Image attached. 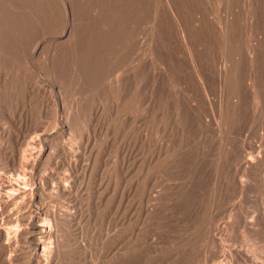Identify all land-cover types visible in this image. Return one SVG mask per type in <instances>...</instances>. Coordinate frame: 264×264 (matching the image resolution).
<instances>
[{"label": "rangeland", "instance_id": "374dc122", "mask_svg": "<svg viewBox=\"0 0 264 264\" xmlns=\"http://www.w3.org/2000/svg\"><path fill=\"white\" fill-rule=\"evenodd\" d=\"M63 1L74 8L75 49L50 45L58 34L45 30L43 5V16L11 24L25 48L43 29L48 49L21 60L13 40L4 51L0 44V138L47 141L53 156L42 174L52 176L51 186L78 177L73 195L46 198L77 205L87 219L68 226L76 240L62 244L60 264H113L115 245L123 246L121 264H264V161L258 169L248 163L264 158V0H139L147 48L141 80L125 75L124 61L125 24L136 20L138 0H52L59 21ZM52 64L61 67L53 77ZM256 90L259 109L250 97ZM8 165L0 158V174L15 180Z\"/></svg>", "mask_w": 264, "mask_h": 264}, {"label": "bare ground", "instance_id": "6f19581e", "mask_svg": "<svg viewBox=\"0 0 264 264\" xmlns=\"http://www.w3.org/2000/svg\"><path fill=\"white\" fill-rule=\"evenodd\" d=\"M113 1V0H112ZM136 1V0H135ZM134 2V0H133ZM149 2V1H148ZM168 2V1H167ZM208 2V1H207ZM52 0H0V44L3 47V51L5 47V42L7 40H13V48H17L19 51L20 59L23 60V56H26V53H28L30 56H34L38 52L40 53L42 46L47 42L46 38H42L40 34L43 33V29L40 30L37 34L34 35V37H30L28 42H30V47L28 48V45L25 48V44L23 39H21V36H17L14 32H12V22L15 21L14 18H16V23L22 22L29 19H33V15H36L39 6H45L46 12V19L47 25L45 30H52V34L56 35L58 34V37H55L51 39L52 45H57L59 43L67 45L69 49H75L76 48V37H75V30L73 27V11L74 8L69 5L70 3H67L66 1L62 2L63 8H64V15L63 20L59 21L58 17L56 16V12L52 5ZM57 3V2H56ZM73 4V2H71ZM128 3V2H127ZM132 3V2H131ZM134 2V6L132 7V11H134L137 14L136 20L128 21L127 28V34L129 36V51L128 56L124 59L125 63L128 64V69L126 70L127 77L132 76L133 78H137L141 80L143 77L140 76L142 74L144 66V49L146 48L143 46V41L141 35L142 33V19L140 17V2L138 0V5H136ZM124 4V3H123ZM170 4V3H169ZM175 4V3H174ZM108 5V4H107ZM115 5V4H114ZM121 5V4H120ZM136 5V6H135ZM42 6V7H43ZM73 6V5H72ZM79 6V5H78ZM154 6V5H153ZM57 8V6H56ZM72 8V9H71ZM90 8V7H89ZM88 8V9H89ZM232 8V7H231ZM42 9V8H40ZM45 9V8H43ZM85 10V8H84ZM58 12V9L56 10ZM179 11V10H178ZM119 12V10H118ZM120 13V12H119ZM40 14V13H39ZM44 14V16H45ZM59 14V13H57ZM77 14V13H76ZM110 14V13H109ZM174 14V13H173ZM205 14V13H204ZM75 15V14H74ZM43 16V15H39ZM60 16V15H59ZM82 16V15H81ZM116 16V15H115ZM127 16V15H126ZM35 17V16H34ZM38 17V16H37ZM122 17H124L122 15ZM128 17V16H127ZM44 18V17H43ZM89 18V17H88ZM111 18V16H110ZM20 19V20H19ZM31 19V20H32ZM58 19V20H57ZM75 19V17H74ZM30 20V21H31ZM34 20V19H33ZM105 20V19H104ZM186 21V20H185ZM28 21L25 22L27 24ZM103 22V21H102ZM111 22V21H110ZM176 22V19H175ZM30 23V22H29ZM51 23V24H48ZM127 23V22H126ZM179 24V23H178ZM107 25V24H106ZM16 26H20L19 24H16ZM15 26V28H16ZM22 26H24L22 24ZM27 26V25H26ZM118 26V25H117ZM21 27V26H20ZM18 27V28H20ZM114 27V26H112ZM183 27V26H182ZM228 27V26H227ZM225 29L227 31L228 29ZM16 28V29H18ZM25 28V27H24ZM24 30V29H23ZM26 30V28H25ZM85 30V29H84ZM180 30V29H179ZM88 31V30H87ZM108 31V30H107ZM105 31V32H107ZM199 31V30H198ZM46 32V31H45ZM51 32V31H50ZM175 32V31H174ZM182 32V33H181ZM188 32V31H187ZM221 32V31H220ZM47 33V32H46ZM80 33V31L78 32ZM126 33V32H125ZM180 33L182 35L181 39L188 41L189 38L186 37V32L184 29L180 30ZM83 34V32H82ZM85 34V33H84ZM87 34V33H86ZM176 34V33H175ZM221 34V33H220ZM227 34V33H226ZM224 34V35H226ZM233 34V33H232ZM43 35V34H42ZM47 35V34H46ZM79 35V34H78ZM177 35V34H176ZM180 35V36H181ZM212 35V34H211ZM223 35V36H224ZM230 35V34H229ZM234 35V34H233ZM44 36V35H43ZM97 36V35H96ZM222 36V35H221ZM227 36V35H226ZM225 38L228 39V36ZM253 36V35H252ZM108 37V36H107ZM25 38V37H23ZM76 38V39H75ZM100 38V37H99ZM81 39V38H79ZM103 39V38H102ZM224 39V38H223ZM9 40V41H10ZM229 40V39H228ZM79 41V40H78ZM82 41V39H81ZM80 41V42H81ZM101 41V40H100ZM105 41V40H104ZM223 41V40H222ZM79 42V43H80ZM189 42V41H188ZM187 42V43H188ZM49 44V43H48ZM126 44V43H125ZM189 44V43H188ZM224 44V43H223ZM231 44V43H230ZM9 45V44H8ZM11 45V44H10ZM33 45V46H32ZM60 45V44H59ZM81 45V44H80ZM83 45V44H82ZM82 45L80 48H82ZM101 45V44H99ZM185 45V44H184ZM232 45V44H231ZM7 46V45H6ZM48 46V47H51ZM66 46V48H67ZM78 46V45H77ZM109 46V45H108ZM111 46V45H110ZM109 46V47H110ZM180 46V45H179ZM189 46V45H188ZM11 47V46H10ZM44 47V46H43ZM62 47V46H61ZM87 47V46H86ZM185 47V46H184ZM223 47V46H222ZM12 48V47H11ZM31 48V49H30ZM47 48V47H46ZM44 47V49H46ZM57 48V47H56ZM54 47V50L56 49ZM60 48V47H59ZM64 47V49H66ZM67 48V50H68ZM84 48V47H83ZM88 48V47H87ZM108 48L105 46V49ZM172 48V47H171ZM227 48V47H226ZM9 49V48H8ZM16 49V50H17ZM42 49V50H44ZM48 49V48H47ZM50 49V48H49ZM52 49V48H51ZM50 49V50H51ZM58 49V48H57ZM56 49V50H57ZM104 49V48H103ZM124 49V48H123ZM147 49V48H146ZM219 49V48H218ZM14 49H12L13 51ZM30 50V51H29ZM49 50V51H50ZM53 50V51H54ZM85 50V48H84ZM88 50V49H87ZM108 50V49H107ZM180 50H182L180 48ZM187 50V49H186ZM15 51V50H14ZM47 51V52H49ZM83 51V50H82ZM81 51V52H82ZM146 51V50H145ZM10 52V51H9ZM8 52V53H9ZM78 52V51H77ZM77 52L75 51L76 55ZM80 52V51H79ZM86 51H83V53ZM89 52V50H88ZM125 52V51H124ZM249 52V51H248ZM4 52H2L3 55ZM51 53V52H50ZM50 53H48L50 55ZM5 54V53H4ZM14 54V52L10 53ZM87 52L84 54L86 55ZM89 54V53H88ZM186 54V53H185ZM1 55V54H0ZM9 55V54H8ZM12 55L9 56L8 59L12 58ZM18 55V54H17ZM74 55V53H73ZM83 55V56H84ZM187 55V54H186ZM192 55V54H191ZM227 55V54H226ZM82 56V55H80ZM106 56V55H104ZM102 56V57H104ZM108 56V55H107ZM107 56L105 57L107 59ZM110 56V55H109ZM49 57V56H48ZM50 57H53V55H50ZM67 57V56H66ZM89 57V55H88ZM192 56H190L191 59ZM194 57V56H193ZM257 57V56H256ZM5 58V56H4ZM3 58V59H4ZM17 59V57L15 56ZM19 58V57H18ZM70 58V57H69ZM85 58V56H84ZM112 58V57H111ZM189 58V56H188ZM14 59V58H13ZM15 59V60H16ZM53 59V58H52ZM51 59V60H52ZM59 59V58H58ZM95 59V58H94ZM105 59V60H106ZM113 59V58H112ZM159 59V58H158ZM251 59V58H250ZM1 60V57H0ZM7 60V59H6ZM20 60V62H21ZM62 60V59H61ZM72 60V59H71ZM70 60V61H71ZM87 60V58H86ZM92 60V59H91ZM90 60V61H91ZM150 60V59H149ZM194 59H192L193 62ZM5 61V59H4ZM10 61V60H9ZM19 61V60H18ZM50 61V60H49ZM74 61V60H73ZM84 61V60H83ZM97 61V60H96ZM95 61V62H96ZM195 61V60H194ZM221 61V60H220ZM16 62V61H14ZM14 62L11 61V63L14 64ZM93 62V61H91ZM99 62V61H98ZM101 62V61H100ZM22 65L23 68L25 66V69L29 70L31 67L29 64L31 63H25ZM79 63V61H78ZM102 63V62H101ZM124 63V65H126ZM186 63V62H184ZM188 63V62H187ZM19 62L17 63L18 66ZM80 63L79 65H81ZM93 63H91L92 65ZM193 66H195V63H191ZM200 64V63H196ZM11 65V64H10ZM16 65V64H15ZM14 65V66H15ZM61 65V64H60ZM88 65V64H87ZM118 65V64H117ZM150 65V64H149ZM154 65V64H153ZM190 65V64H189ZM188 65V66H189ZM225 66V68L222 69L223 72V79H226L227 76V66L222 61V66ZM253 65V64H252ZM257 65V64H256ZM1 66V65H0ZM16 66V70L18 67ZM120 66V65H119ZM158 66V65H157ZM191 66V65H190ZM189 66V67H190ZM251 66V65H250ZM254 66V65H253ZM2 67V66H1ZM21 65H19L20 70ZM192 67V66H191ZM190 67V68H191ZM6 68V67H5ZM8 68V67H7ZM59 65L52 64L50 71L46 72L49 76L55 74H59ZM76 68L77 65H76ZM189 68V69H190ZM253 68V67H252ZM4 69V68H3ZM32 69V68H31ZM35 69V68H34ZM199 73L205 81L208 79L203 74L200 65H199ZM261 68H259L260 71ZM2 68L0 69V71ZM9 70V69H7ZM17 70V71H18ZM33 70V69H32ZM262 70V69H261ZM20 71H23L20 70ZM26 71V70H25ZM76 71V70H75ZM99 71V70H98ZM195 71V70H194ZM10 72V71H9ZM9 72H5L9 74ZM12 72V70H11ZM32 72V71H31ZM182 72V71H181ZM231 72V70H230ZM1 73V72H0ZM4 73V70H3ZM14 73V72H13ZM45 73V72H44ZM79 73V72H78ZM83 73V71H82ZM95 73V72H94ZM93 73V74H94ZM212 73V72H211ZM11 74V73H10ZM22 74V73H21ZM35 74V73H34ZM45 74V75H46ZM92 74V73H91ZM89 74V75H91ZM254 74V73H253ZM2 75V74H1ZM6 75V74H5ZM46 75V76H48ZM69 75V74H68ZM85 74H83L84 76ZM88 75V76H89ZM3 76V75H2ZM10 75H8L9 77ZM17 76V75H16ZM38 76V75H37ZM36 76V77H37ZM51 76V77H53ZM145 76V75H144ZM256 76V75H255ZM14 77V76H13ZM34 77V76H33ZM87 77V76H86ZM93 77V76H92ZM222 77V76H221ZM22 78V77H21ZM30 79V75L28 76ZM35 78V77H34ZM42 78V77H41ZM56 78V77H55ZM82 77H80L81 79ZM85 78V77H84ZM102 78V77H101ZM209 78V77H208ZM230 78V77H229ZM27 78H25L26 80ZM51 79V78H50ZM83 79V78H82ZM86 79V78H85ZM95 79V78H94ZM97 79V78H96ZM103 79V78H102ZM136 79V80H137ZM228 79V78H227ZM23 80V79H22ZM28 80V79H27ZM54 80V79H52ZM51 80V81H52ZM58 80V79H57ZM78 80V79H77ZM127 80V79H126ZM129 80V79H128ZM127 80V81H128ZM247 86L251 87L249 84L250 81H253V79L248 78L246 79ZM257 80V79H256ZM24 81V80H23ZM22 81V82H23ZM131 80H129V84ZM204 81V82H205ZM17 82V81H16ZM31 82V81H30ZM50 82V81H49ZM91 82V79H90ZM139 82V81H138ZM141 82V81H140ZM15 83V82H14ZM52 83V82H51ZM58 83V82H57ZM61 83V82H60ZM82 83V82H81ZM85 83V81H84ZM119 83V82H118ZM136 83V82H135ZM207 83H209L207 81ZM234 83V82H233ZM1 84V83H0ZM27 84V82H26ZM54 84V83H53ZM86 84V83H85ZM97 84V83H96ZM116 84V83H115ZM133 84V83H132ZM117 85V84H116ZM126 85V86H130ZM137 85V84H136ZM138 85H140L138 83ZM16 86V85H15ZM34 86V85H33ZM134 86V85H133ZM132 86V87H133ZM32 87V85H31ZM52 87V86H51ZM201 87V86H200ZM208 87V86H207ZM236 87V86H235ZM234 87V88H235ZM101 88V87H100ZM134 88V87H133ZM203 91L207 93L206 86L203 85ZM51 89V88H50ZM101 90V89H100ZM106 90V89H105ZM2 92V91H1ZM33 92V91H32ZM40 92V91H39ZM49 92V91H48ZM112 92V91H111ZM134 92V91H133ZM37 93V92H36ZM44 93V92H43ZM51 93V92H50ZM1 94V93H0ZM18 94V93H17ZM40 94V93H37ZM49 94V93H48ZM47 94V95H48ZM52 94V93H51ZM50 94V95H51ZM107 94V93H106ZM134 94V93H133ZM136 94V93H135ZM139 94V93H138ZM142 94V93H141ZM242 94V93H241ZM241 94L240 96H235L236 98H239L237 101L238 103L241 100ZM260 92L259 90L256 92L250 91V97L252 100V103L254 104L255 108H258L260 104V99L258 98ZM110 95V93H109ZM7 96V95H6ZM39 96V95H38ZM45 96V95H44ZM52 96V95H51ZM135 96V95H133ZM141 96V95H138ZM207 96V95H206ZM3 97V95H2ZM42 97V96H41ZM101 98V97H100ZM2 99V98H1ZM12 99V98H11ZM135 99V98H133ZM137 99V98H136ZM139 99V97H138ZM137 99V100H138ZM20 100V99H19ZM43 100H45L43 98ZM101 100V99H100ZM2 101V100H1ZM133 101V100H132ZM40 103V101H38ZM42 102V101H41ZM115 102V101H114ZM139 102V101H138ZM10 103V102H9ZM149 103V102H147ZM207 104L209 106H212L213 100L207 99ZM236 105V104H235ZM30 106V105H29ZM184 106V105H183ZM203 106V105H202ZM259 109V108H258ZM245 112V111H244ZM249 112V111H248ZM235 113V112H234ZM212 129V128H211ZM223 129V128H222ZM219 131V133H222ZM219 130V129H218ZM224 130V129H223ZM10 136V135H8ZM8 138V137H7ZM6 138V139H7ZM5 138H0V158L2 161H6L9 165L13 166V173L17 176L15 180H4V174H0V264H13L15 257L21 256L23 261H21L19 264H60L62 261V257L64 259L65 256L62 255V244L64 243H72L74 242L75 237L70 234V231L68 226H77L80 225L82 222H87L84 218L83 213H81L80 207L73 204H52L51 202H46V198L50 197L53 201L57 200L59 197L63 196H71L73 195V192L75 191L76 181L78 179L77 175H67L64 179H58L53 185L51 186V177H48L46 174H42V169L44 166H46V162L51 158L52 152L49 149V143L47 141H42L39 139L35 140H22L18 141V143H8V141ZM229 142V141H228ZM49 144V145H48ZM53 150V149H52ZM64 150V149H63ZM66 151V150H65ZM71 153V152H70ZM252 155V153H251ZM75 156V155H74ZM256 157V156H255ZM241 160V159H240ZM239 160V161H240ZM264 161V158L258 157L256 160L254 157L252 159H248L249 166H254L256 169H258L261 165V163ZM245 162V161H244ZM243 163V162H242ZM5 164V163H4ZM3 164V165H4ZM8 165V166H9ZM246 163L244 164V166ZM251 166V167H252ZM262 166V165H261ZM7 167V166H6ZM2 168V167H1ZM246 168V167H245ZM45 169V168H44ZM249 169H251L249 167ZM250 171V170H249ZM2 172V171H1ZM44 172V171H43ZM250 173V172H249ZM237 174V173H236ZM49 175V174H48ZM238 175V174H237ZM234 176V175H233ZM247 176V175H246ZM6 177V175H5ZM238 177V176H235ZM8 178V177H7ZM240 178V177H239ZM229 181V180H228ZM233 181V180H232ZM237 181V179H236ZM50 184V185H49ZM240 188L245 186L240 180L235 183ZM51 188V189H50ZM237 188V186H236ZM77 190V189H76ZM75 193V192H74ZM60 201V200H59ZM89 217V216H88ZM122 218L123 215H122ZM119 219L118 221H122L124 219ZM83 220V221H81ZM89 220V219H88ZM92 221V219H91ZM90 222V221H88ZM123 222V221H122ZM91 223V222H90ZM89 223V224H90ZM84 224V223H83ZM120 224V222H119ZM85 225V224H84ZM87 225V224H86ZM118 226V225H117ZM123 226V225H122ZM79 227V226H77ZM81 227V226H80ZM85 226H83L84 228ZM72 228V227H71ZM110 228V227H109ZM254 228V227H253ZM79 229V228H78ZM89 229V228H88ZM85 231V230H84ZM83 232V231H82ZM96 236V235H95ZM91 237V236H90ZM122 238V236H121ZM88 240V239H87ZM86 240V241H87ZM123 241L121 240V243ZM128 242V241H127ZM145 244V243H144ZM20 245V246H19ZM19 246V250H16L15 248ZM116 246L113 249L112 256L117 259L116 262L115 259L113 264H121L123 263V260L125 259V256L119 251V255L117 256V249L121 248L123 249V246ZM14 247V248H13ZM112 247V246H111ZM113 248V247H112ZM110 248V249H112ZM15 249V250H14ZM19 251V253H16ZM67 251V249H66ZM109 251V250H108ZM141 251V250H140ZM79 252V251H78ZM111 252V251H110ZM241 252V251H239ZM109 253V252H107ZM245 253V252H244ZM128 254V253H127ZM230 254V253H229ZM130 256V255H129ZM156 256V255H155ZM236 256V255H235ZM112 257V258H113ZM143 257V256H142ZM20 259V258H19ZM18 260V259H17ZM188 260V259H187ZM194 260V259H193ZM192 260V262H193ZM20 261V260H18ZM158 262V261H157ZM188 262V261H187ZM77 263V262H76ZM189 263V262H188ZM204 264H206L203 261ZM263 263V262H262ZM183 264V263H182ZM197 264H202L201 261H197ZM258 264V263H257ZM260 264V263H259Z\"/></svg>", "mask_w": 264, "mask_h": 264}]
</instances>
